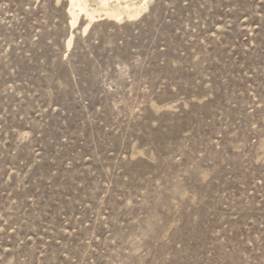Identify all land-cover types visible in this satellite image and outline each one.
Returning <instances> with one entry per match:
<instances>
[{"label": "rangeland", "instance_id": "374dc122", "mask_svg": "<svg viewBox=\"0 0 264 264\" xmlns=\"http://www.w3.org/2000/svg\"><path fill=\"white\" fill-rule=\"evenodd\" d=\"M126 2L0 0V264H264V0Z\"/></svg>", "mask_w": 264, "mask_h": 264}, {"label": "bare ground", "instance_id": "6f19581e", "mask_svg": "<svg viewBox=\"0 0 264 264\" xmlns=\"http://www.w3.org/2000/svg\"><path fill=\"white\" fill-rule=\"evenodd\" d=\"M109 1L110 0H100V2L102 3V6H105V8H104L105 14L107 16H109L110 18H113V19H116V20H121V19H123L122 15H123L124 12L127 14V16L129 18H132V17H134V16H136V15H138L140 13V11L138 9L137 10H132L131 6H135V5H132V4L128 3V2H126L125 5H122L121 3H119V7L118 8L117 7H108L109 6ZM71 3L77 9H79L80 12H85L86 15L91 20H94L96 18V13H97L98 10L89 9L88 4H87V0H71ZM71 13H73V17H74V21L73 22L75 23L77 21L78 17H79V14L76 13V11L71 12ZM70 42H71V40H70Z\"/></svg>", "mask_w": 264, "mask_h": 264}]
</instances>
